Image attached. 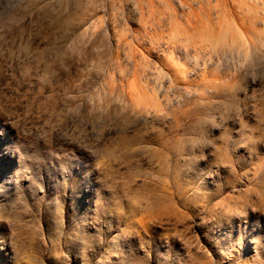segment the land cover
<instances>
[{
    "label": "rangeland",
    "instance_id": "rangeland-1",
    "mask_svg": "<svg viewBox=\"0 0 264 264\" xmlns=\"http://www.w3.org/2000/svg\"><path fill=\"white\" fill-rule=\"evenodd\" d=\"M0 264H264V0H0Z\"/></svg>",
    "mask_w": 264,
    "mask_h": 264
}]
</instances>
